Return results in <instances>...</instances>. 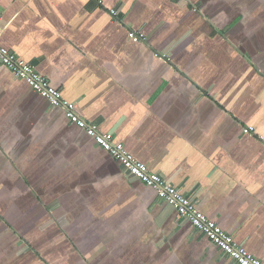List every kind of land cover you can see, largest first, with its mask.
Masks as SVG:
<instances>
[{"label": "crops", "instance_id": "1", "mask_svg": "<svg viewBox=\"0 0 264 264\" xmlns=\"http://www.w3.org/2000/svg\"><path fill=\"white\" fill-rule=\"evenodd\" d=\"M0 47L264 264V0H0ZM47 263L234 264L0 63V264Z\"/></svg>", "mask_w": 264, "mask_h": 264}, {"label": "built area", "instance_id": "2", "mask_svg": "<svg viewBox=\"0 0 264 264\" xmlns=\"http://www.w3.org/2000/svg\"><path fill=\"white\" fill-rule=\"evenodd\" d=\"M116 14V11H112V15ZM130 36L131 38L138 37L134 32ZM0 63L8 67L17 78L25 80L35 92L47 99L52 107L63 108L70 123L85 130L97 145L121 164L124 171L128 173V177L138 179L155 190L161 201L172 206L180 217L189 220L197 231L204 234L234 264H263L261 260L240 247L233 236L223 231L216 222L203 214L191 198L133 157L124 144L115 141L113 133L101 132L97 125L90 124L82 118L76 105L63 99L60 90L53 87L33 65L19 62L12 52L2 47H0ZM253 131V127H249L244 130V133L250 135Z\"/></svg>", "mask_w": 264, "mask_h": 264}, {"label": "rangeland", "instance_id": "3", "mask_svg": "<svg viewBox=\"0 0 264 264\" xmlns=\"http://www.w3.org/2000/svg\"><path fill=\"white\" fill-rule=\"evenodd\" d=\"M40 250H41V249H40ZM41 252L43 253V255H44V256H45V255L47 256V254H46V253H44L43 251H41ZM44 256H43V258H44V261H45V262H49V259H48V258H45ZM47 264H48V263H47Z\"/></svg>", "mask_w": 264, "mask_h": 264}, {"label": "water", "instance_id": "4", "mask_svg": "<svg viewBox=\"0 0 264 264\" xmlns=\"http://www.w3.org/2000/svg\"><path fill=\"white\" fill-rule=\"evenodd\" d=\"M126 175H128V173H126Z\"/></svg>", "mask_w": 264, "mask_h": 264}]
</instances>
